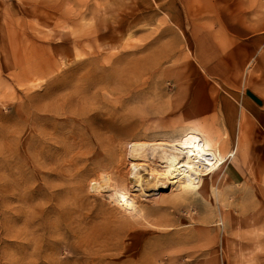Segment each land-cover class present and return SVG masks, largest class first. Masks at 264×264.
I'll return each instance as SVG.
<instances>
[{
  "label": "rangeland",
  "instance_id": "obj_1",
  "mask_svg": "<svg viewBox=\"0 0 264 264\" xmlns=\"http://www.w3.org/2000/svg\"><path fill=\"white\" fill-rule=\"evenodd\" d=\"M190 130L235 156L186 194L142 145ZM0 264H264V0H0Z\"/></svg>",
  "mask_w": 264,
  "mask_h": 264
},
{
  "label": "bare ground",
  "instance_id": "obj_2",
  "mask_svg": "<svg viewBox=\"0 0 264 264\" xmlns=\"http://www.w3.org/2000/svg\"><path fill=\"white\" fill-rule=\"evenodd\" d=\"M142 147L144 160H152L159 165L156 166L159 169H152L155 178L182 189L186 194L199 183L201 177L222 167L228 159L235 156L233 151L223 156L215 152L198 132L191 130L184 132L173 143H144ZM141 182L142 179L138 177L139 189ZM121 203L123 206H130L132 202L122 198Z\"/></svg>",
  "mask_w": 264,
  "mask_h": 264
},
{
  "label": "crops",
  "instance_id": "obj_3",
  "mask_svg": "<svg viewBox=\"0 0 264 264\" xmlns=\"http://www.w3.org/2000/svg\"><path fill=\"white\" fill-rule=\"evenodd\" d=\"M210 41L211 44H209L208 42ZM214 41L216 42L215 46L217 48L220 47L217 43V41H215V39L210 35V33L208 31H203V33L197 37L196 40V48H197V56H196V61H198V63L201 65V69L203 70L204 73H206V75H208L209 77H214L213 75H215L214 73H212L211 70V64L214 61L218 60V61H223L225 64L228 62L225 58L223 59L222 56L218 55L217 53H215V56L209 57L208 54L206 53L205 49L209 48L210 46L214 47V44L211 42ZM204 49V51H202L201 49ZM224 55V53H223ZM225 56V55H224ZM216 57V58H214ZM226 57V56H225ZM208 68V70L206 69ZM217 76V75H216ZM231 74L228 75H222L221 78L223 81L228 80L229 77H231ZM215 78V77H214ZM219 78V76H218ZM221 80V81H222ZM239 97V102H240V110H238L236 107H234V117H232V115H226L224 120L227 122L226 126L229 127L231 120H235V117H237V126L238 127H242L243 123L242 121H248L251 122V118H255V115H259V111L256 108V104L255 102H253V100L249 97H247V95H243L242 93L237 95ZM225 109V108H224ZM227 112V110H225ZM238 111V113H237ZM245 117V120H243V118ZM257 117V116H256ZM233 118V119H231ZM251 125L254 126L251 122ZM231 140V138H230ZM239 141V138L236 140V144ZM240 142V141H239ZM230 148V147H229ZM247 150V148H246ZM226 171L224 173V178L226 180V183H231L233 185H237L240 184L242 181H244V173L242 170L241 165H239L238 163H236V161H233L229 164V166L226 167ZM225 169V168H224ZM229 171V172H228Z\"/></svg>",
  "mask_w": 264,
  "mask_h": 264
}]
</instances>
